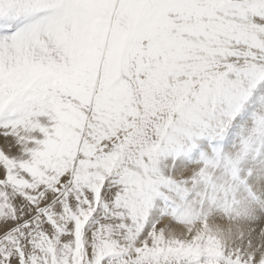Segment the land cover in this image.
<instances>
[{"label":"snow or ice","instance_id":"snow-or-ice-1","mask_svg":"<svg viewBox=\"0 0 264 264\" xmlns=\"http://www.w3.org/2000/svg\"><path fill=\"white\" fill-rule=\"evenodd\" d=\"M0 264H264V0H0Z\"/></svg>","mask_w":264,"mask_h":264}]
</instances>
